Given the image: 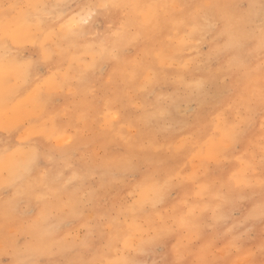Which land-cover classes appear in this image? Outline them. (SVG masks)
<instances>
[{"label":"clouds","instance_id":"obj_1","mask_svg":"<svg viewBox=\"0 0 264 264\" xmlns=\"http://www.w3.org/2000/svg\"><path fill=\"white\" fill-rule=\"evenodd\" d=\"M0 264H264V0H0Z\"/></svg>","mask_w":264,"mask_h":264}]
</instances>
